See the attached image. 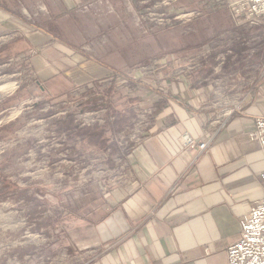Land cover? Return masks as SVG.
I'll return each mask as SVG.
<instances>
[{
    "label": "crops",
    "instance_id": "obj_1",
    "mask_svg": "<svg viewBox=\"0 0 264 264\" xmlns=\"http://www.w3.org/2000/svg\"><path fill=\"white\" fill-rule=\"evenodd\" d=\"M13 1L2 0L0 6L8 9ZM22 1L30 8L42 4L47 9V28L34 31L27 40L37 50L31 67L42 91H71L91 83L107 68L118 67L116 57L98 59L72 52V46L100 27L94 16L74 9L78 0ZM217 19L210 25L198 23L190 36L173 32L159 39L173 52L215 30L235 26L230 12ZM8 20L0 11V28L6 29ZM241 28L243 52L264 50V18L254 29L247 24ZM55 36L60 41H51ZM154 41L156 37L148 39ZM250 61L256 64L248 71L234 70L238 81L229 102L225 93L207 95L206 83L193 81L168 82L169 95L148 89L113 95L121 110L115 128L134 126L144 110L150 119L147 136L128 152L116 143L105 147L115 158V164L110 161L114 166L127 160L130 177L110 188L99 187L71 208L66 231L70 249L103 251L92 264H228L227 251L240 237L241 220L264 196V151L250 137L255 117L264 116V56L254 54ZM212 71L211 66L203 75ZM243 96L248 97L243 109L231 112ZM86 102L92 108L109 103L104 96H89ZM186 131L208 141V147L203 152L183 148L180 136ZM89 135L92 142L96 137L104 141L111 132L103 128Z\"/></svg>",
    "mask_w": 264,
    "mask_h": 264
},
{
    "label": "rangeland",
    "instance_id": "obj_2",
    "mask_svg": "<svg viewBox=\"0 0 264 264\" xmlns=\"http://www.w3.org/2000/svg\"><path fill=\"white\" fill-rule=\"evenodd\" d=\"M141 1L76 2L74 9L94 16L100 27L72 46V52L116 57L119 63L91 83L61 93L42 91L31 67L37 50L27 40L34 31L47 28L46 7L30 8L22 0L8 9L0 6L10 19L6 29L0 28V264H92L103 252L70 249L66 231L71 208L99 187L110 188L130 177L127 160L114 166L115 158L105 147L116 143L128 152L147 136L148 111L138 113L134 126L115 128L121 114L113 102L115 93L127 96L148 89L169 95V83L193 81L206 83L207 95L225 93L229 102L238 81L234 70L248 71L254 54L264 56V50L252 54L240 49L245 43L241 27L247 23L235 18L227 0H199L192 6L175 0L166 7L153 6L157 15H150L149 5ZM225 12L233 17L234 28L215 30L173 52L159 39L173 32L190 36L198 23L210 25ZM153 37L152 44L148 39ZM51 41L60 40L55 36ZM211 66L214 72L203 75ZM89 96L107 97L109 103L92 108L86 102ZM247 101L243 96L230 111L242 110ZM103 128L110 137L90 141L89 133Z\"/></svg>",
    "mask_w": 264,
    "mask_h": 264
},
{
    "label": "built area",
    "instance_id": "obj_3",
    "mask_svg": "<svg viewBox=\"0 0 264 264\" xmlns=\"http://www.w3.org/2000/svg\"><path fill=\"white\" fill-rule=\"evenodd\" d=\"M137 1V0H136ZM175 0H142L141 3L148 4L151 9L166 7ZM154 2V4H152ZM130 4H132L130 2ZM133 5V4H132ZM231 12L240 22L249 25H258L264 18V0H236L229 4ZM153 12V13H152ZM189 13L187 15H191ZM252 140H257L264 151V116L255 117V128L250 132ZM180 141L185 149L199 150L203 152L208 147V141H199L189 132H183ZM264 180V173L262 174ZM228 264H264V196L252 205L250 211L241 220V233L227 251ZM87 264V263H85Z\"/></svg>",
    "mask_w": 264,
    "mask_h": 264
}]
</instances>
